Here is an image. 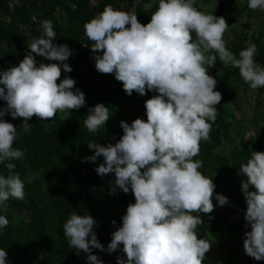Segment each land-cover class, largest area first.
<instances>
[{"label":"clouds","instance_id":"9594fccd","mask_svg":"<svg viewBox=\"0 0 264 264\" xmlns=\"http://www.w3.org/2000/svg\"><path fill=\"white\" fill-rule=\"evenodd\" d=\"M17 0H9L14 8ZM197 0H157L150 22L142 24L135 11L106 5L84 24L86 38L92 42L95 68L114 74L127 95L135 91L143 96L158 93L145 102L147 120L137 118L129 124L120 121L123 135L115 143L102 146L95 140L87 146L94 154L82 162H103L95 172L104 177L114 173L111 192H132L135 202L127 206L121 226L111 234L107 248L99 241L90 215L72 213L63 224V235L70 248L87 253L89 264H104L92 249L109 254L122 250L117 264H202L212 241L197 233L199 215L228 203L223 194H215L212 178L202 173L199 154L201 141L209 139L217 118L222 95L215 90L217 80L208 74L217 60L239 70L252 90L264 87V66L254 57L255 44L237 54L226 45L228 24L223 17L196 7ZM249 9L264 12V0H247ZM194 34V36H193ZM54 24L41 21V35L28 43L29 53L18 66L0 70V164L9 170L25 152L14 147L17 127L5 121L7 113L24 118L22 129L30 131L28 121L35 115L42 121L58 113L86 106L85 93L76 88V80L61 77L73 69L66 63L73 54L66 44H57ZM39 55L52 63L37 66ZM59 80V83L57 81ZM103 103L89 110L84 127L97 133L109 120ZM7 162V163H6ZM245 177L241 191L246 201L243 249L255 260H264V152L251 151L239 165ZM24 182L19 174H0V207L9 199H24ZM116 222L113 221V224ZM9 224L0 215V230ZM5 248H0V264H10ZM222 264V262H217Z\"/></svg>","mask_w":264,"mask_h":264},{"label":"trees","instance_id":"16d2710c","mask_svg":"<svg viewBox=\"0 0 264 264\" xmlns=\"http://www.w3.org/2000/svg\"><path fill=\"white\" fill-rule=\"evenodd\" d=\"M201 2L204 6L210 5L208 0ZM109 4L124 11H135L138 20L145 25L157 7L154 0H17L14 8H9V0H0V70L18 66L30 51L28 43L41 35V21L48 19L54 24L55 42L66 44L73 53L66 61L73 69L71 73H65L62 62H57L61 63L60 79L65 76L75 79V87L86 97L85 107L58 113L47 121L34 115L28 121L31 125L28 132L20 127L24 118L14 119L10 113L4 117L17 127L19 133L13 146L25 152L23 159L11 161L15 164L12 170L0 164V174L20 175L25 191L24 199H9L0 207V215L9 221L8 226L0 230V248L7 250L10 264H89L87 253L80 251L77 254L75 248L69 247L63 235V224L74 212L92 215L97 222L94 231L107 248L111 234L121 226L127 206L135 202L131 191L111 192L114 173L101 177L95 172L103 162L102 156L96 162H82L94 154V150L87 146L89 141L95 140L102 146L115 144L123 135L120 121L131 124L137 118L147 120L145 102L158 94L148 91L141 96L134 91L129 96L114 74L96 70L95 54L90 48L92 42L86 38L84 24ZM196 7L202 11L206 8L199 4V0ZM230 10L236 12L237 20L244 15L251 18L262 12L249 9L247 0H227L210 14L224 18ZM261 27L262 35L240 31L236 42L228 49L238 55L249 44H255L257 53L254 59L264 66V21ZM33 55L37 66L53 62ZM209 75L217 80L215 90L221 93L222 99L216 106L217 118L212 123L209 139L201 141L199 154L194 159L202 162L200 171L213 179L216 185L214 197L223 194L228 203L219 206L213 198L215 207L212 213L193 215L202 219L197 233L203 238H220L222 230L228 228L233 236L231 253L239 255L244 233L249 229L240 219L247 205L241 191L245 177L239 175V165L250 158L251 151L264 152V134L260 132L262 126L255 116L247 122L242 115L236 114L240 111L241 86L244 90L248 86L239 70L219 61ZM99 103L108 107L110 118L97 133H89L83 122L89 110ZM6 106L7 102L0 100V110ZM248 125L255 131V137L250 141L245 140ZM233 135L238 144L231 139ZM224 142L231 146L229 154L221 152ZM209 253L210 250L202 264H207ZM92 254L104 264H117L118 256L126 259L122 250L109 254L92 249ZM252 260L247 256L245 264H253ZM255 264H264V260H256Z\"/></svg>","mask_w":264,"mask_h":264},{"label":"rangeland","instance_id":"374dc122","mask_svg":"<svg viewBox=\"0 0 264 264\" xmlns=\"http://www.w3.org/2000/svg\"><path fill=\"white\" fill-rule=\"evenodd\" d=\"M154 1L157 2V0ZM208 1L210 2V5L204 6L201 0H199V4L202 7H206L205 11L210 13L212 10L219 7L222 2L227 0ZM235 15L236 12L232 10L228 11L224 15V18L229 25L227 31L224 34L227 47H232V45L236 42V38L240 31H248L251 34L262 35L263 31L261 26L264 21V12L256 13L251 18L247 15H244L238 20L235 18ZM218 62L219 60L216 61L213 67L208 69L209 74L212 72V68L218 65ZM241 88L243 92L240 94V111L236 114H240V116L242 115L247 122L251 121L253 116H255L259 120L258 122H260L259 125L262 126L260 132L264 134V87L252 90L248 85L246 88L244 87L245 90L242 86ZM253 137H255V131L250 125H248L245 131V140L250 141ZM231 139L235 140L236 144H238V140L235 135H233ZM230 149V144L228 142H224L221 152L223 154H229ZM245 213L246 211L242 212L240 216V219L244 224L246 223L244 219ZM248 228V231H250V227ZM232 237L233 236H231L228 232V228H225L222 230L220 238H211L212 244L210 247V253L207 256V264H217L218 261L222 262V264H245V260L248 255L245 254L244 249H241L239 255H234L231 253V248H233ZM243 240L244 238L242 239V242ZM252 262L253 264L256 263L255 258H253Z\"/></svg>","mask_w":264,"mask_h":264},{"label":"built area","instance_id":"2783aa9c","mask_svg":"<svg viewBox=\"0 0 264 264\" xmlns=\"http://www.w3.org/2000/svg\"><path fill=\"white\" fill-rule=\"evenodd\" d=\"M194 214H200V213H194Z\"/></svg>","mask_w":264,"mask_h":264}]
</instances>
